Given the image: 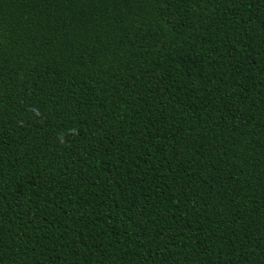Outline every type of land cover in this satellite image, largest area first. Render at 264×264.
<instances>
[{
    "label": "trees",
    "instance_id": "obj_1",
    "mask_svg": "<svg viewBox=\"0 0 264 264\" xmlns=\"http://www.w3.org/2000/svg\"><path fill=\"white\" fill-rule=\"evenodd\" d=\"M0 264H264V0H0Z\"/></svg>",
    "mask_w": 264,
    "mask_h": 264
}]
</instances>
